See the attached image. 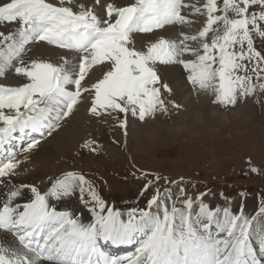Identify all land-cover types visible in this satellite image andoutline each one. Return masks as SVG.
I'll list each match as a JSON object with an SVG mask.
<instances>
[{
	"label": "snow or ice",
	"instance_id": "1",
	"mask_svg": "<svg viewBox=\"0 0 264 264\" xmlns=\"http://www.w3.org/2000/svg\"><path fill=\"white\" fill-rule=\"evenodd\" d=\"M94 4L107 18L79 0H0V24H19L15 33L0 32V76L18 61L15 73L27 80L17 87L0 85V185L20 164L16 146L23 143V152L36 148L39 140L33 134L42 137L58 130L86 93L92 95L90 113H115L125 137L129 113L141 122L158 111L167 114L161 90L170 93L171 88L161 81L157 64L182 65L188 82L211 90L214 102L223 106L264 92V54L255 46L257 41L264 44V0ZM182 9L205 16L197 34H181L179 41L159 38L146 51L136 50L134 34L189 23ZM33 41L81 53L77 70L67 69V60L61 65L43 60L25 65L20 58ZM188 41H200V47L192 48ZM185 54L195 59H182ZM105 63L110 70L86 86L93 66ZM172 106L181 107L175 102ZM94 143L82 148L95 152ZM161 179L168 186L155 187L146 208L126 212L107 206L94 184L77 171L63 173L43 193L32 185H13L0 192V230L11 232L19 249L0 243V264H264V223L210 206L203 200L206 192L193 200L181 186L174 194L172 186L178 182L155 175L157 184ZM151 187L148 180L141 195ZM24 188L30 189V199L16 202ZM76 193L88 221L82 213L57 210L51 203ZM259 211L264 215V207ZM105 245L135 248L117 256Z\"/></svg>",
	"mask_w": 264,
	"mask_h": 264
},
{
	"label": "rangeland",
	"instance_id": "2",
	"mask_svg": "<svg viewBox=\"0 0 264 264\" xmlns=\"http://www.w3.org/2000/svg\"><path fill=\"white\" fill-rule=\"evenodd\" d=\"M56 1L58 4L59 0ZM204 21L203 18L202 25L199 23L201 27ZM18 27V23L0 24V32L15 33ZM180 28L185 30L187 35L199 32L190 24H182L178 27ZM212 35L209 34V42ZM41 43L31 42L25 45V51L20 58L25 65L32 60H43L56 65L64 63L57 60L58 56H51L53 54L52 49H49L51 47L43 48ZM188 43L190 47L197 48L200 41ZM133 46L136 50L147 49L139 44ZM255 46L264 54V44L257 41ZM67 58L69 63L68 67L66 65L65 67L72 71L77 70L78 62H75L77 56L71 54ZM18 63L14 61L13 66L0 76V85L17 87L27 82L25 77L15 73ZM108 70L110 65L107 63L94 66L88 76L91 83L84 84L90 86L97 82ZM168 86L171 88L170 93L161 90V97L168 108L167 114L158 111L154 117H148L141 122L129 113L127 137L119 127L115 113L112 116L101 117L90 113L92 95L86 93L82 102L89 107L84 115L87 128L65 148L64 156L53 158L52 167L59 166V169L64 171L76 168L77 172L85 175L94 184L106 203H110L114 209L121 212L133 207L146 208L155 187L163 190L168 186L163 179L158 184L155 182V175H160L167 177L169 181L178 182L172 186L174 194L181 186L185 189L186 196L192 197L193 200L206 192L208 194L203 197L205 203H211L212 207L220 205L222 209L228 208L231 212H237L236 209L243 206L239 210L243 213L244 206L249 203L255 205L252 217L259 218V210L264 207V92L257 91L243 100H238L235 106H223L215 103L214 93L207 90V94H210L208 97L211 98V94L213 95L210 99L212 110L221 114L219 120H211L197 128L183 130L185 110L172 106V102L178 105L180 103L173 96L171 85ZM119 115L120 119L124 118V114ZM149 126L158 132V138L151 142L146 137ZM135 136L142 138L143 148H136L138 142ZM48 140L49 138L45 143ZM92 141L95 142L93 144L95 152L82 148L83 144ZM251 167L258 171L252 172ZM63 173L65 172L52 174L43 188L50 186L51 182ZM148 180L153 181V187L141 195ZM220 193H223V197ZM67 199L52 201L57 210H72L71 208L77 205V200L71 199V202H68ZM256 220L259 221L257 218Z\"/></svg>",
	"mask_w": 264,
	"mask_h": 264
},
{
	"label": "bare ground",
	"instance_id": "3",
	"mask_svg": "<svg viewBox=\"0 0 264 264\" xmlns=\"http://www.w3.org/2000/svg\"><path fill=\"white\" fill-rule=\"evenodd\" d=\"M56 2L57 1L55 0L54 3L56 4ZM75 2L76 0H74V3ZM79 2H84L85 4L94 7L98 15L102 16L103 18H107L106 13L103 11L102 7L100 5H95L94 0H79ZM106 2H114L118 6H124L134 3V0H101L102 5L105 4ZM186 2L193 3L196 2V0H186ZM203 2L204 0H199L200 4H202ZM74 10L77 9L74 8ZM190 13H191V9H182V14L187 16L188 20L190 21L189 23H185V24H190L196 27L200 31L202 29L201 21L203 20V18L204 20L206 19L205 16L191 15ZM199 23H201V25H199ZM180 25L181 24L167 25L164 28L154 30L152 33L149 34H134V40H135L134 44H139L142 47L147 48L151 43L156 42L159 38L179 41L180 39H182L181 34H186L185 30H181V28L178 29ZM41 46L43 48L51 47L49 48L52 49L53 54L51 56H58L57 60H61V61L68 59L67 57H70L71 54H74V52L68 49L63 50L54 45H49L46 42H42ZM199 47L200 44L198 45L197 48ZM75 55L77 56V59L75 58V62H79V57L81 54H75ZM184 56H183L184 58L182 59L185 60L195 59V57L192 56L191 54H185ZM186 57L187 58L191 57V58L186 59ZM66 67L68 66L66 65ZM155 67L157 68L158 74L161 77V81L171 85L173 89L172 90L173 96L177 98L178 102L181 105V108L185 110L186 115L184 116V120L182 123L183 130L188 128L190 129L197 128L198 126L204 124L205 122L207 123L208 121L211 120L214 121L218 119L219 116H221L220 113L212 110L213 107L210 102V99L213 97V95L211 94V98H210L208 97V95L210 94H207V91L194 88L188 82L186 78L187 72L184 70L182 65L178 63L170 64V65L157 64ZM85 83L87 84L91 83V78L87 77ZM70 87L71 86H69V88ZM88 108L86 107L85 102L79 103L74 109L73 113L68 118H66L61 122V127L58 130L53 131L51 135H47L45 137L46 140L49 138L47 143H45L46 142L45 139L43 141L41 140L39 141L36 148L30 150L29 152H22L18 157H16V159L20 161V164L15 169L14 175H10L9 177L3 178L4 183L3 185H0V192L6 191L8 188L12 187L13 185L15 186L32 185L37 187L38 190H40L43 193L46 192L48 188L51 186L50 185L47 186L46 188L45 187L43 188L45 182L49 180L52 174L57 172H67L64 170H60L59 166L52 167L53 166L52 161L54 157L60 158V155L64 156L66 154L65 148L68 145L72 144L77 136L84 133V131L87 128L86 118L84 115L88 112ZM146 137L147 139H149L148 141L150 142L151 140L154 141L155 139L158 138V132H156V130L153 129V127L151 128V126H149ZM136 138L138 144H136L137 147L136 145L134 147L143 148L141 144L142 138H138V137ZM40 143H44V144L41 145ZM68 171H76V168L73 169L69 168ZM30 197H31L30 189L24 188L22 189V197L16 202L19 203L27 202L28 199H30ZM71 199H76L77 200L76 204L78 205V206L77 205L74 206L73 208L70 207L72 211L82 213V218L85 221H88L90 219V216L79 199V193H76L72 197L68 198L67 199L68 202H71ZM247 201H251V200H247ZM51 203L53 204V201H51ZM207 204L211 205V203H207ZM106 205L112 207L110 203H106ZM254 206L255 205H249V203H247V205L244 206L245 209L243 213L248 215V217H252V214H254V208H255ZM256 218L259 220V222L264 223V215L260 214V217L259 218L256 217ZM0 243L7 245L9 247H14L19 249V245L16 242V240L10 234L1 230H0ZM107 246L110 247L109 249L110 252L116 248L115 246L112 245H107ZM134 248H132L133 250L131 251L125 250V252L123 253L113 251L112 254L114 255L115 252V255L117 256L126 255L129 252L134 251ZM39 264H50V262L41 260L39 261Z\"/></svg>",
	"mask_w": 264,
	"mask_h": 264
}]
</instances>
